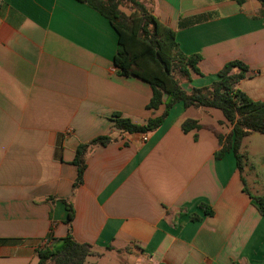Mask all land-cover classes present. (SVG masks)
Returning a JSON list of instances; mask_svg holds the SVG:
<instances>
[{"label": "crops", "instance_id": "crops-1", "mask_svg": "<svg viewBox=\"0 0 264 264\" xmlns=\"http://www.w3.org/2000/svg\"><path fill=\"white\" fill-rule=\"evenodd\" d=\"M143 2L184 55L200 56L184 91L240 61L249 73L236 88L264 103L258 1ZM117 38L77 0H0V264H37L48 236L64 238L63 201L73 239L97 253L89 264H264V217L245 192L259 196L249 185L264 179L239 171L232 151L215 158L214 132L231 131L220 111L176 103L145 141L114 127L116 113L143 125L163 112L146 109V82L118 74ZM186 120L201 128L184 133ZM102 136L73 189L75 149Z\"/></svg>", "mask_w": 264, "mask_h": 264}, {"label": "trees", "instance_id": "trees-1", "mask_svg": "<svg viewBox=\"0 0 264 264\" xmlns=\"http://www.w3.org/2000/svg\"><path fill=\"white\" fill-rule=\"evenodd\" d=\"M86 4L108 20L117 34V48L113 59L118 74L135 77L146 82L152 91L146 109L156 110L163 106L160 116L149 119L143 125H136L120 114L113 115L114 127L128 134L146 135L159 128L170 109L176 103L184 108H211L221 112L224 121L231 127L228 135L214 132L220 149L215 158H221L232 151L236 167L243 169L244 155L239 152L242 139L249 134L264 135V103L249 99L236 88L239 81L248 76L249 68L240 61L226 63L217 73V80L205 88H192L186 92L181 87L177 74L185 81H190V71L200 75L197 64L199 55H184L178 47L174 32L163 27L152 15L145 2L138 0H77ZM241 5L244 0H234ZM264 8V0H256ZM123 2L130 3L135 15L127 16L120 9ZM165 97V99H164ZM193 120H186L181 130L186 133L200 129ZM109 137H97L75 149L72 163L77 167V177L72 185L75 189L83 180L85 154L94 145H106ZM245 190V189H244ZM252 205L264 217V195L254 196L247 190ZM49 200V199H48ZM67 210V234L62 239L51 236L46 238V245L37 250V264H86L89 257L97 256L89 244L76 242L71 234L73 208L63 201ZM206 210V209H205ZM207 214H210L206 210ZM192 219L197 220L196 217Z\"/></svg>", "mask_w": 264, "mask_h": 264}, {"label": "rangeland", "instance_id": "rangeland-1", "mask_svg": "<svg viewBox=\"0 0 264 264\" xmlns=\"http://www.w3.org/2000/svg\"><path fill=\"white\" fill-rule=\"evenodd\" d=\"M142 2L143 0H138ZM121 11L125 13L127 16L133 15L135 13L134 7L128 3V2H123L120 7ZM135 15V14H134ZM177 78H179L180 82L185 81V79L180 76L179 74L176 75ZM253 135L249 138L244 137L242 139V146L239 148L240 153L249 152L250 154V160L249 163L247 161L243 162L244 166V174L245 175H250V176H261L262 179H264V136L262 134L258 133H252ZM248 136V135H247ZM246 138V139H245ZM245 139V140H244ZM253 167V168H250ZM250 169V171H249ZM256 178V177H254ZM259 185L264 184V181H259ZM257 182L255 185L250 184L249 188H252V190L256 192L259 196L264 195V189L262 187L257 186ZM91 259L87 260V263L89 264Z\"/></svg>", "mask_w": 264, "mask_h": 264}, {"label": "built area", "instance_id": "built-area-1", "mask_svg": "<svg viewBox=\"0 0 264 264\" xmlns=\"http://www.w3.org/2000/svg\"><path fill=\"white\" fill-rule=\"evenodd\" d=\"M145 137H146V136H145V135H143V141H145V139H146Z\"/></svg>", "mask_w": 264, "mask_h": 264}]
</instances>
